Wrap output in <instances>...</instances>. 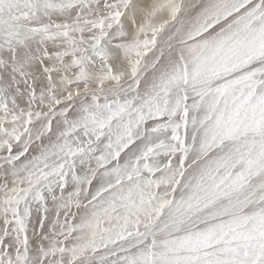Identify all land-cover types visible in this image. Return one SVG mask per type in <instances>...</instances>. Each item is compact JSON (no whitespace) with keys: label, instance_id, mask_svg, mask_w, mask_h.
<instances>
[{"label":"snow or ice","instance_id":"1","mask_svg":"<svg viewBox=\"0 0 264 264\" xmlns=\"http://www.w3.org/2000/svg\"><path fill=\"white\" fill-rule=\"evenodd\" d=\"M0 264H264V0H0Z\"/></svg>","mask_w":264,"mask_h":264}]
</instances>
